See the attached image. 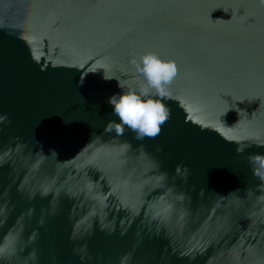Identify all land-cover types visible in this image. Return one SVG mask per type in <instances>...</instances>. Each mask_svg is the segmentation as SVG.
Instances as JSON below:
<instances>
[{"label":"water","instance_id":"1","mask_svg":"<svg viewBox=\"0 0 264 264\" xmlns=\"http://www.w3.org/2000/svg\"><path fill=\"white\" fill-rule=\"evenodd\" d=\"M145 53L170 119L107 133ZM5 114L0 264H264L259 0H0Z\"/></svg>","mask_w":264,"mask_h":264},{"label":"clouds","instance_id":"2","mask_svg":"<svg viewBox=\"0 0 264 264\" xmlns=\"http://www.w3.org/2000/svg\"><path fill=\"white\" fill-rule=\"evenodd\" d=\"M259 3L264 6V0H259ZM134 67L146 86L127 89L125 84L117 80L118 87L125 91L110 96L108 103L118 120H109L104 131H115L117 135H123L127 128L139 140L146 137L154 139L171 116L162 101L171 96L169 87L177 76V67L173 61L165 60L154 53L143 54L138 61H134ZM104 78L115 77L104 75ZM0 122L10 123L7 114L0 116Z\"/></svg>","mask_w":264,"mask_h":264}]
</instances>
